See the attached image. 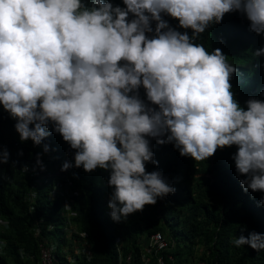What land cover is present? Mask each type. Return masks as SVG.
I'll return each mask as SVG.
<instances>
[{
    "label": "clouds",
    "instance_id": "obj_1",
    "mask_svg": "<svg viewBox=\"0 0 264 264\" xmlns=\"http://www.w3.org/2000/svg\"><path fill=\"white\" fill-rule=\"evenodd\" d=\"M122 3L0 0V105L16 121L20 141L39 146L58 133L76 150L74 164L65 161L62 172L109 171L114 222L176 191L161 171H146V162L158 164L148 138L171 143L194 161L235 145L242 190L264 193V101L250 98L246 110L241 107L230 82L235 65L220 48L209 52L195 42L230 12L242 13L249 31L264 36V0ZM253 54L264 56V47ZM41 155L36 165L44 171ZM9 159L5 148L0 164ZM259 203L264 205V196ZM233 243L259 253L264 234L252 231Z\"/></svg>",
    "mask_w": 264,
    "mask_h": 264
},
{
    "label": "trees",
    "instance_id": "obj_2",
    "mask_svg": "<svg viewBox=\"0 0 264 264\" xmlns=\"http://www.w3.org/2000/svg\"><path fill=\"white\" fill-rule=\"evenodd\" d=\"M87 2L91 4V0ZM112 3L124 6L122 0ZM164 19L171 27L188 31L191 36L190 29L178 28L177 20L168 16ZM249 25L242 13L230 12L195 41L209 52L220 48L228 63L235 65L237 72L230 82L235 98L245 110V102L250 98L264 101V68L261 67L264 56L253 54L264 47V36L249 31ZM139 94L145 99L142 87ZM15 123L0 105V152L6 148L10 153L9 162L0 164V218L9 224V229L0 234L6 243L0 264H38V246L43 237H58L61 244L66 242L62 199L49 200V194L53 172L60 167L68 150H76L55 132L39 146H34L31 140L21 142ZM148 139L158 164L146 162V171H161L176 191L157 198L155 205H145L142 212L129 215L126 221H110L100 203L104 196L110 199L114 190L108 185L109 171L97 168L86 173L82 167L69 170V178L79 193L74 199L76 215L72 223L78 231L87 233L93 264H116L113 243L117 236L126 244H136L140 238L156 232L175 244L172 251L176 256L191 254L194 245L201 243L209 250L208 261L212 264H264V250L257 253L248 245L237 248L233 243L240 235L247 237L252 231L264 234V205L259 203L264 193L242 190L243 177H238L232 159L237 146L218 149L212 157L194 161L180 156L171 143L160 145L154 138ZM44 145L49 146L47 153L43 152ZM20 152L22 156L18 155ZM37 153L42 154L44 171L36 165ZM25 165L36 168L33 175L22 170ZM95 180L102 186L98 187ZM36 222H42L45 229L52 225L53 230H42L41 236L36 237L31 230ZM245 226L246 230L241 232Z\"/></svg>",
    "mask_w": 264,
    "mask_h": 264
},
{
    "label": "built area",
    "instance_id": "obj_3",
    "mask_svg": "<svg viewBox=\"0 0 264 264\" xmlns=\"http://www.w3.org/2000/svg\"><path fill=\"white\" fill-rule=\"evenodd\" d=\"M74 154L75 151L68 150L60 167L53 172V187L49 194V200L62 199L63 231L66 242L61 244L58 237H43L38 246V264H93V253L87 233L78 231L72 223V218L76 215L73 210L74 199L79 193L74 189L69 178L70 169L61 171V166L65 161L74 164ZM32 169L33 165L29 167L27 173L33 175ZM108 201L106 196L100 199L105 217L114 222L110 216L111 210L108 208ZM8 229V222L0 218V234ZM31 230L34 236L39 237L42 230L52 231L53 226L48 225L45 229L42 222H36ZM113 245L116 264H212L208 261L210 252L205 245L196 244L191 254L176 256L172 251L175 244L160 232L142 237L137 240L136 244H126L121 236H117ZM5 247L6 243L0 237V254H4Z\"/></svg>",
    "mask_w": 264,
    "mask_h": 264
},
{
    "label": "rangeland",
    "instance_id": "obj_4",
    "mask_svg": "<svg viewBox=\"0 0 264 264\" xmlns=\"http://www.w3.org/2000/svg\"><path fill=\"white\" fill-rule=\"evenodd\" d=\"M95 182H96V185L98 186V187H101L102 185H101V182L99 181V180H95Z\"/></svg>",
    "mask_w": 264,
    "mask_h": 264
}]
</instances>
